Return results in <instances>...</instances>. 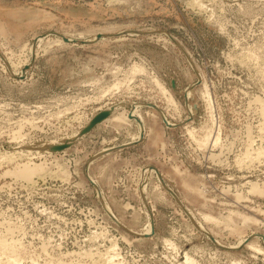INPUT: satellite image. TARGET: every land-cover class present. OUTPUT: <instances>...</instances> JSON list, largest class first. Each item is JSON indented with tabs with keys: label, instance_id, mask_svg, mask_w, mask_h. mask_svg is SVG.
Segmentation results:
<instances>
[{
	"label": "rangeland",
	"instance_id": "374dc122",
	"mask_svg": "<svg viewBox=\"0 0 264 264\" xmlns=\"http://www.w3.org/2000/svg\"><path fill=\"white\" fill-rule=\"evenodd\" d=\"M253 183L264 0H0V264H264Z\"/></svg>",
	"mask_w": 264,
	"mask_h": 264
},
{
	"label": "water",
	"instance_id": "95a60500",
	"mask_svg": "<svg viewBox=\"0 0 264 264\" xmlns=\"http://www.w3.org/2000/svg\"><path fill=\"white\" fill-rule=\"evenodd\" d=\"M105 34L99 32L97 33L96 37L94 40H98L100 39L102 36H104ZM63 39L66 41V42H73V41H79L78 39H69V37H66V36H62ZM93 40V41H94ZM82 42H92V40H82ZM173 85L175 86V82L173 81ZM115 106H111L109 108H106V109H103L101 111H99L98 113H96L90 120L89 122L85 125V127H83L79 133L77 134L76 137H81L87 133H89L98 123H101L105 118H107L108 116H110V114H112L113 110H114ZM194 111H196V107H193ZM160 114L162 115L164 121L167 123V125H171L167 120H166V117L164 116L163 112L161 111ZM75 138H71V139H66L60 143H51L47 146V150L49 151H52V152H59V151H62L68 147H70L74 141H75ZM110 150V149H109ZM108 151V149L106 150ZM105 151V152H106ZM93 184L96 185L95 182H93ZM167 189L176 197V199L179 201L176 193L170 189L168 186H167ZM180 202V201H179ZM113 218L116 219V217L114 215H112ZM117 220V219H116Z\"/></svg>",
	"mask_w": 264,
	"mask_h": 264
},
{
	"label": "bare ground",
	"instance_id": "6f19581e",
	"mask_svg": "<svg viewBox=\"0 0 264 264\" xmlns=\"http://www.w3.org/2000/svg\"><path fill=\"white\" fill-rule=\"evenodd\" d=\"M69 39H73V38H69ZM59 40V39H58ZM142 67H140V66H138V65H135L134 66V68H133V70L134 71H137V70H140ZM156 81H157V83L159 84V86H160V88L162 89H160L161 90V92H165V93H167V92H169V90L161 83V82H159V80L158 79H156ZM207 85V84H206ZM206 85H205V87H206ZM193 87V86H192ZM202 92H203V90H202ZM208 92H210V89H209V91H206L205 93H203V94H205L207 97L210 95V93H208ZM188 93H189V95H191V90L188 88ZM188 95V94H187ZM168 96V95H167ZM205 96V97H206ZM168 98H169V100H170V104L171 105H173V107H176L177 105H176V100H174V98H173V96H172V94L170 93L169 94V96H168ZM209 99H210V96H209ZM209 102H211V101H209ZM176 105V106H175ZM177 108V107H176ZM175 109V108H174ZM118 113V112H117ZM133 113L138 117V114L140 113V111L138 110V107H136L134 110H133ZM132 114V113H131ZM112 117L114 118V119H118V120H123V119H125V118H130L131 119V117H130V115H128V113H126V115L124 114V113H120V114H113L112 115ZM106 119V118H105ZM167 120V119H166ZM169 120V119H168ZM143 122V121H142ZM171 122V121H170ZM145 125H144V123L142 124V126H141V129H142V132H143V129L145 128L144 127ZM142 132L141 133H139V137H141V135H142ZM208 134H207V137L205 138V141H206V139H208ZM218 136V135H217ZM212 138V137H211ZM215 138V141H214V143L216 142L217 143V141H218V137H214ZM209 140V139H208ZM48 146V145H47ZM47 146H46V150H47ZM6 151V150H5ZM49 151V150H48ZM50 152H52V151H50ZM60 152V151H59ZM12 153V152H11ZM18 153V152H17ZM16 153V154H17ZM6 154H7V152H6ZM10 154V153H9ZM15 155V154H14ZM13 155V156H14ZM9 158H10V155H9ZM12 158V157H11ZM10 158V159H11ZM6 159V158H5ZM260 160V159H259ZM35 171H37V168H36V165H30V164H25V165H23V167L20 169V172H21V174H22V176H28L27 178H30V176H32V174L35 172ZM158 184V183H157ZM252 190H259V191H263L264 189H262V188H259L258 186H257V184L256 183H253V186H252ZM128 205V204H127ZM111 207V206H110ZM204 219H206V221L207 220H213L214 219V217L213 216H211V215H208V214H204ZM150 219V218H149ZM149 225H148V227H147V232L148 231H150V229H151V227H152V225H151V223H148ZM200 224V223H199ZM144 231H146V230H144ZM221 242V241H220ZM253 245V244H252ZM254 246V245H253Z\"/></svg>",
	"mask_w": 264,
	"mask_h": 264
}]
</instances>
